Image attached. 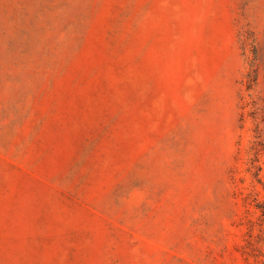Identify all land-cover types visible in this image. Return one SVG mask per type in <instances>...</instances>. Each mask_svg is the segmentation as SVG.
<instances>
[{
    "label": "rangeland",
    "instance_id": "1",
    "mask_svg": "<svg viewBox=\"0 0 264 264\" xmlns=\"http://www.w3.org/2000/svg\"><path fill=\"white\" fill-rule=\"evenodd\" d=\"M0 264H264V0H0Z\"/></svg>",
    "mask_w": 264,
    "mask_h": 264
}]
</instances>
